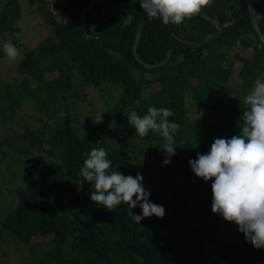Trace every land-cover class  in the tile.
Instances as JSON below:
<instances>
[{
  "label": "trees",
  "instance_id": "1",
  "mask_svg": "<svg viewBox=\"0 0 264 264\" xmlns=\"http://www.w3.org/2000/svg\"><path fill=\"white\" fill-rule=\"evenodd\" d=\"M35 1L52 31L22 52L17 78L0 87V104L3 117L13 121L25 99L37 103L46 119L37 130L26 128V147L16 151L47 159H37L39 169L25 172L19 200L0 218L5 263L264 264V249L253 247L242 232L224 238L184 215L198 185L176 163L178 156L207 153L218 137L239 134L248 107L243 98L257 79L264 81V43L246 0H213L180 25L149 19L139 0H111L108 12L97 5L84 22L80 15L88 0L52 6ZM253 1L264 34V0ZM119 2L126 5L116 9ZM1 3L0 59L7 56L4 43L19 48L13 33L22 16L19 0ZM167 57L165 64L148 67ZM104 81L122 87L119 99L103 118L90 115L80 122L64 103L84 84ZM150 106L173 111L169 119L180 125L179 146L164 164L163 187L154 190L143 181L165 216L138 223L123 202L113 212L91 201L94 187L87 181L81 186L79 172L85 153L99 147L112 161L110 171L126 176L136 175L134 165L145 154L164 161L163 138L151 131L140 137L128 123L129 112L143 116ZM132 211L142 215L139 206Z\"/></svg>",
  "mask_w": 264,
  "mask_h": 264
},
{
  "label": "clouds",
  "instance_id": "2",
  "mask_svg": "<svg viewBox=\"0 0 264 264\" xmlns=\"http://www.w3.org/2000/svg\"><path fill=\"white\" fill-rule=\"evenodd\" d=\"M213 0H139L141 9L149 19H160L164 24H183L202 14ZM5 54L11 59L18 55L16 46L3 44ZM247 110L241 117L239 134L231 138H216L207 153H197L189 163L197 177L212 181V212L227 222H233L245 235L246 241L256 249H264V81L257 79L252 90L243 98ZM174 115L167 107L150 106L147 114L135 110L127 114L128 123L136 135L146 137L149 132L159 134L164 143V164L171 163L179 146L175 139L180 125L169 117ZM105 148H92L85 153L80 169V185L90 182V199L98 206L115 212L122 202L128 205L129 215L138 223L144 218H163L165 207L150 200V191L143 184L144 177L124 175L110 171L112 161ZM135 197V199H134ZM139 206L142 215L132 209Z\"/></svg>",
  "mask_w": 264,
  "mask_h": 264
},
{
  "label": "rangeland",
  "instance_id": "3",
  "mask_svg": "<svg viewBox=\"0 0 264 264\" xmlns=\"http://www.w3.org/2000/svg\"><path fill=\"white\" fill-rule=\"evenodd\" d=\"M0 1L5 5L6 0ZM19 1L22 7V16L17 22V26L20 30L13 33L14 40L20 44L19 48L16 46L18 55L14 60L7 56L0 59V87H4L17 78V64L22 52L34 47L52 31L51 25L40 12L38 1ZM125 5L126 2H119L116 9ZM106 7L104 11L108 12L111 3L107 2ZM116 9L114 10L116 11ZM77 90L80 94L71 97L64 105H67L72 113H78L80 122L90 115L103 118L108 108L119 99L122 93V87L110 81H104L101 84L86 83ZM20 107L14 120L11 121L7 117H3L0 104V143L6 141L5 144H0V218L5 217L19 200L18 190L24 183L25 172L39 169L40 163L37 162V159H39L38 161L42 160V163L47 159L43 154H38V158H36L31 154L27 155L16 151V149L26 147V141L21 136L27 131L26 128L37 130L40 122L46 119V116L37 110V103L34 100L27 98L23 104H20ZM196 157L191 153L184 157H176V163H179L181 170L191 174L198 185V189L187 203L184 215L195 224L209 226L221 237L238 238V226L233 222L225 221L222 216L212 212V181H205L193 172L189 160ZM134 168L136 173L139 172L143 175V181L149 188L159 190L163 187L166 178L165 166L163 159L158 154L143 155L142 160L135 163ZM187 178L189 179V177ZM5 258L3 254L0 255L1 264H7L4 261Z\"/></svg>",
  "mask_w": 264,
  "mask_h": 264
},
{
  "label": "water",
  "instance_id": "4",
  "mask_svg": "<svg viewBox=\"0 0 264 264\" xmlns=\"http://www.w3.org/2000/svg\"><path fill=\"white\" fill-rule=\"evenodd\" d=\"M88 1H89V4L84 8V10L81 12V15H80L82 22H84V20H85V14L87 11L93 9L97 5H105L107 2H109L111 0H88ZM246 2L248 5V8H249V12H250V16H251L254 28L256 29L261 41L264 43V34H263V32L260 28L259 22H258L256 5H255L253 0H246ZM139 36H140V34L138 33L137 38H136V43L134 46V51H136ZM167 60H168V57L165 60H163L162 62H160L159 64L148 65V67H157L158 65H163L166 63Z\"/></svg>",
  "mask_w": 264,
  "mask_h": 264
},
{
  "label": "built area",
  "instance_id": "5",
  "mask_svg": "<svg viewBox=\"0 0 264 264\" xmlns=\"http://www.w3.org/2000/svg\"><path fill=\"white\" fill-rule=\"evenodd\" d=\"M47 2H50V5H56V4H62L63 2H61L60 0H46ZM70 11H68L67 13H65V15L67 16V14L69 13Z\"/></svg>",
  "mask_w": 264,
  "mask_h": 264
},
{
  "label": "crops",
  "instance_id": "6",
  "mask_svg": "<svg viewBox=\"0 0 264 264\" xmlns=\"http://www.w3.org/2000/svg\"><path fill=\"white\" fill-rule=\"evenodd\" d=\"M106 4H107V3H106ZM106 4L104 5L103 12H105L104 10H106V8H107V7H106Z\"/></svg>",
  "mask_w": 264,
  "mask_h": 264
}]
</instances>
